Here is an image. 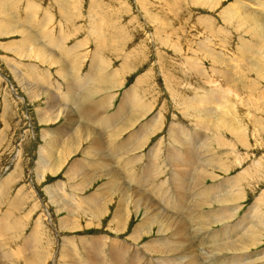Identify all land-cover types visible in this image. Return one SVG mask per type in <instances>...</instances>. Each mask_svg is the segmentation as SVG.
Masks as SVG:
<instances>
[{"label": "rangeland", "instance_id": "obj_1", "mask_svg": "<svg viewBox=\"0 0 264 264\" xmlns=\"http://www.w3.org/2000/svg\"><path fill=\"white\" fill-rule=\"evenodd\" d=\"M243 1L0 0V264H28L14 248L31 247L38 221L41 264H69L62 247L80 264H264V0ZM222 91L233 130L199 104Z\"/></svg>", "mask_w": 264, "mask_h": 264}, {"label": "bare ground", "instance_id": "obj_2", "mask_svg": "<svg viewBox=\"0 0 264 264\" xmlns=\"http://www.w3.org/2000/svg\"><path fill=\"white\" fill-rule=\"evenodd\" d=\"M245 1V0H244ZM243 1V2H244ZM247 1V0H246ZM261 0H258L257 2H258V4H259V2H260ZM242 2V3H243ZM256 2V1H255ZM261 4H259V6H260ZM263 5V4H262ZM262 5H261V7H262ZM247 6V5H246ZM245 6V7H246ZM237 7H239V6H237ZM230 8V7H229ZM236 8V7H235ZM243 8V7H242ZM240 9V8H239ZM260 10V9H259ZM232 12V11H231ZM242 12V11H241ZM227 13V12H226ZM230 20V19H229ZM256 25H257V23H256ZM154 40V39H153ZM248 50V49H247ZM246 51V50H245ZM244 51V53L246 54V56L248 55L247 53L248 52H245ZM219 55V54H218ZM217 55V56H218ZM243 55V54H242ZM250 55V54H249ZM245 56V55H244ZM102 58V57H101ZM212 58V57H211ZM224 58V57H223ZM242 58V57H241ZM225 59V58H224ZM243 61L245 60V59H242ZM211 61V60H210ZM216 60L214 59V61H213V63L215 64L216 62H215ZM224 61V60H223ZM236 61V60H235ZM251 61H254V59L253 60H251ZM248 62H250V60H248ZM247 63V62H246ZM252 63V62H251ZM255 63H257V62H254V64ZM100 64V63H99ZM225 64V63H224ZM223 64V65H224ZM232 64L230 63V66H231ZM249 65V64H248ZM253 65V64H252ZM101 66V65H100ZM233 66V65H232ZM254 66H256V65H254ZM106 67V66H105ZM257 67V66H256ZM194 68V67H193ZM227 68V67H226ZM229 68V67H228ZM227 68V69H228ZM258 68V67H257ZM66 70V69H65ZM218 70V69H217ZM233 70V69H232ZM216 71V70H215ZM225 71V70H224ZM227 71V70H226ZM231 71V70H230ZM232 72V71H231ZM230 72V73H231ZM45 73V72H44ZM222 73V72H221ZM224 73V72H223ZM230 73H228L227 75H230ZM226 74V73H225ZM232 74V73H231ZM221 75V74H220ZM231 76V75H230ZM230 76H229V78H230ZM115 79V78H114ZM118 79V78H117ZM107 80V79H106ZM96 81V80H95ZM76 82V81H75ZM104 82V81H103ZM101 83H102V80H101ZM100 84V83H99ZM104 85H105V83H104ZM214 85V84H213ZM212 85V86H213ZM225 87H227V86H225ZM224 86H223V88H221V89H224L225 88ZM211 88V87H210ZM229 88H230V86H229ZM94 89V88H93ZM100 89V88H99ZM102 89V88H101ZM236 89V88H235ZM120 90V89H119ZM226 90V89H225ZM225 90H223V91H225ZM229 90V89H228ZM228 90H226V93L228 92ZM231 90H232V88H231ZM230 90V91H231ZM221 91V90H220ZM222 91V94H221V96H219L217 93H213V92H208V93H205L203 96H202V98H200L199 97V104L202 106V105H205L206 107H207V103L205 104L204 102H206V101H209V100H211L212 101V103H213V105L212 106H215V108H216V110L214 111L217 115H216V117H215V113L210 109V110H208L207 109V113H205L203 110V112L205 113L204 114V118H206L207 120H209V122H213V121H217L216 123H217V126H218V129H219V131H221V130H223V129H229V128H231L232 130L233 129H236V128H234V125H233V122L230 120L231 119V116H230V114L232 113V112H228V113H226L227 115H225L224 113L225 112H222V110H223V107L224 106H222V105H224V102H226L224 99V97L222 98V95H224V93L225 92H223ZM229 91V92H230ZM228 92V93H229ZM95 93V91L93 90V91H91L90 92V95H93ZM221 93V92H220ZM219 93V94H220ZM225 93V94H226ZM232 93V92H231ZM234 94V93H233ZM64 96V95H63ZM94 96V95H93ZM135 96V95H134ZM228 97V96H227ZM137 98V97H136ZM114 99V98H113ZM134 100V99H133ZM136 100V99H135ZM54 101V100H53ZM103 101V100H102ZM113 101V100H112ZM110 102V101H109ZM141 102V101H140ZM135 103V102H134ZM139 104V103H138ZM215 104V105H214ZM125 105V104H124ZM226 106H228V101H227V103L225 104ZM109 106H111V105H109ZM109 106H108V108H109ZM146 106H150V105H146ZM225 106V107H226ZM48 107V106H47ZM197 107V106H196ZM105 108V107H104ZM138 108V107H137ZM144 108V107H143ZM198 108V107H197ZM202 108V107H201ZM204 108V107H203ZM214 108V107H213ZM79 109H80V106H79ZM92 109H94V108H92ZM142 109V108H141ZM145 109V108H144ZM147 109V108H146ZM121 110H123V109H121ZM120 110V111H121ZM227 110V109H226ZM99 111V110H98ZM136 111V110H135ZM139 112H140V110H138ZM143 111V110H142ZM97 112V111H96ZM102 112V111H101ZM119 112V111H118ZM193 112H198V109H197V111H193ZM201 112V111H200ZM202 112V113H203ZM100 113V112H99ZM123 113V112H122ZM103 114V113H102ZM118 114V113H117ZM214 114V115H213ZM234 114V113H233ZM115 115V114H114ZM123 115V114H122ZM136 115V114H135ZM203 115V114H202ZM232 115V114H231ZM90 116H91V114H90ZM97 116V115H96ZM214 116V117H213ZM51 117V116H50ZM110 118V117H109ZM197 118V117H196ZM198 119V118H197ZM205 119V120H206ZM98 120V119H97ZM110 121H111V119H110ZM155 121V120H154ZM199 121V120H198ZM203 121H204V119H203ZM87 122V121H86ZM202 122V120L200 121V123ZM203 123V122H202ZM85 124V123H84ZM152 125H154L153 126V128H151L152 129V131L153 130H156V129H154L155 128V126H156V121L154 122V123H151ZM204 124V123H203ZM210 123H208V126H210L209 125ZM88 125V124H87ZM91 125V124H90ZM158 125V124H157ZM205 125H207V123L205 122ZM201 126H202V124H201ZM119 127V126H118ZM237 127V126H236ZM133 128V127H132ZM146 128V127H145ZM121 129V128H120ZM129 129V128H128ZM176 129H178V128H176ZM206 129H208V128H206ZM238 129V128H237ZM77 130V129H76ZM127 130V129H126ZM145 131V130H144ZM144 131H142V132H144ZM181 131V130H180ZM206 131V130H205ZM211 131V130H210ZM155 132L156 131H154L153 132V134H155ZM206 132H208V131H206ZM212 132V131H211ZM107 133V132H106ZM123 133V132H122ZM178 133V132H177ZM115 134V133H114ZM145 134V133H144ZM143 134V135H144ZM212 134V133H211ZM214 134V133H213ZM218 134V133H217ZM237 134H239V136H242L240 133H237ZM107 135V134H106ZM120 135V134H119ZM147 135V134H146ZM150 135V134H149ZM174 135V134H173ZM222 135V134H221ZM103 136V135H102ZM172 136V135H171ZM185 136V135H184ZM219 136H220V134H219ZM112 137V136H111ZM174 137V136H173ZM187 137H189V136H187ZM192 138H194L193 136H191ZM205 137V136H204ZM106 138V137H105ZM143 139H144V136L142 137ZM206 138V137H205ZM220 138V137H219ZM84 139H85V137H84ZM100 139V138H99ZM109 139H110V137H109ZM120 139V138H119ZM175 139V138H174ZM211 139V138H210ZM114 140V139H113ZM113 140H111L112 142H113ZM145 140V139H144ZM188 140V139H187ZM197 140V139H196ZM95 141V140H94ZM103 141V140H102ZM106 141H107V139H106ZM146 141H147V139H146ZM179 141V140H178ZM190 141V140H189ZM193 141V140H192ZM204 141V140H203ZM62 142V141H61ZM99 143H101V141H98ZM117 142V141H116ZM140 143L141 142H143V141H139ZM210 142V141H209ZM208 142V143H209ZM65 143V142H64ZM92 143V142H91ZM107 143V142H106ZM144 143V142H143ZM146 143V142H145ZM161 143V142H160ZM178 143V142H177ZM189 143H192V142H189ZM201 143V142H200ZM203 143V142H202ZM102 144L103 143H101L100 145L102 146ZM180 144V143H179ZM195 144V143H194ZM109 145H110V143H109ZM112 145V144H111ZM115 145H116V143H115ZM141 145V144H140ZM189 145V144H188ZM116 146H118V145H116ZM136 146H138V145H136ZM169 146H171V145H169ZM198 146V145H197ZM72 147V146H71ZM74 147V146H73ZM113 147H115L114 145H113ZM113 147H110V148H113ZM174 148V147H173ZM177 148V147H176ZM124 149V148H123ZM139 149H141V148H139ZM155 149H157V148H155ZM178 150H179V148H177ZM176 149V150H177ZM206 149V148H205ZM129 150H131V149H129ZM158 150V152H159V149H157ZM170 150H172V149H170ZM181 150V149H180ZM190 150V149H189ZM116 150H114V152H115ZM118 151H119V149H118ZM169 151V150H168ZM184 151V150H183ZM191 151V150H190ZM192 151H194V149L192 150ZM52 152H53V150H52ZM56 152V151H55ZM54 152V153H55ZM121 152V151H120ZM128 152V151H127ZM179 152V151H178ZM49 153V152H48ZM51 153V152H50ZM70 153V152H69ZM68 153V154H69ZM113 153V152H112ZM184 153H186V152H184ZM183 153V154H184ZM208 153V152H207ZM214 153H216V152H214ZM123 154V153H122ZM157 154V153H156ZM179 154V153H178ZM182 154V153H181ZM180 154V155H181ZM182 154V155H183ZM187 154V153H186ZM191 154V153H190ZM194 154V153H193ZM197 154V153H196ZM209 154H210V152H209ZM220 154V153H219ZM47 155V154H46ZM170 155V154H169ZM172 156H174L173 154H171ZM175 155H176V153H175ZM181 155V156H182ZM207 155V154H206ZM215 155V154H214ZM217 155V157L219 156L218 154H216ZM216 155H215V157H216ZM52 156V154L50 155V157ZM116 156V155H115ZM119 156H121V155H119ZM151 156H153V155H151ZM165 156V155H164ZM172 156H171V158H172ZM186 156V155H185ZM189 156V155H188ZM208 156V155H207ZM206 156V159L208 158ZM211 156H212V154L210 155V157H209V159H207V160H205V164L206 165H210V164H212V160H210V158H211ZM222 156V155H221ZM43 157H45L44 155H43ZM53 157H54V155H53ZM124 157V156H123ZM155 157V156H154ZM160 157V156H159ZM183 157V156H182ZM191 157V156H190ZM194 157H196V156H194ZM49 158V157H48ZM47 158V159H48ZM105 158V157H104ZM117 158V157H116ZM125 158V157H124ZM179 158V157H178ZM177 158V159H178ZM200 158H201V156H200ZM220 158V157H219ZM218 158V159H219ZM174 159V158H173ZM189 159V158H188ZM192 159V158H191ZM50 160V159H49ZM60 160V159H59ZM121 160V159H120ZM135 160H136V158H135ZM198 160V159H197ZM45 161H46V157L44 158V159H41L40 158V161H39V163H38V166H37V168H40V167H42V168H44L47 164H48V160H47V162L45 163ZM90 161V160H89ZM174 161V160H173ZM191 161V160H190ZM93 162V161H92ZM117 162V161H116ZM139 162V161H138ZM177 162V160L174 162V163H176ZM180 162V161H179ZM194 162V161H193ZM197 162V161H196ZM217 162H219L218 160H217ZM224 162V161H223ZM119 163V162H118ZM128 163V162H127ZM167 163H169V162H167ZM173 163V164H174ZM199 163V162H198ZM56 164V163H55ZM63 164V163H62ZM61 164V165H62ZM132 164V163H131ZM130 164V165H131ZM139 163H137V165H138ZM164 164V163H163ZM178 163H176V165H177ZM191 164H193V163H191ZM215 164V163H214ZM219 164V163H218ZM57 165H58V163H57ZM64 165V164H63ZM123 165V164H122ZM125 166L127 165V164H124ZM129 165V164H128ZM133 165V164H132ZM131 165V166H132ZM166 165H169V164H166ZM179 165V164H178ZM183 165V164H182ZM185 165H186V163H185ZM75 166H77L78 168H79V166H81V165H79V164H75ZM153 166V165H152ZM175 166V165H174ZM48 167V166H47ZM55 167V166H54ZM57 167H59V166H57ZM72 168V170L71 171H76L78 168ZM97 167V166H96ZM145 167V166H144ZM156 167H157V165H156ZM167 167V166H166ZM169 167V166H168ZM189 167V166H188ZM195 167V166H194ZM218 167L220 168V166L218 165ZM225 167V166H224ZM255 167V166H254ZM63 168V167H62ZM83 168V167H82ZM85 168V167H84ZM89 168H91V167H89ZM124 168V167H123ZM154 168H155V166H154ZM176 168V167H175ZM183 168H184V165H183ZM192 168V167H191ZM202 168V167H201ZM205 168V167H204ZM213 168V167H212ZM61 169V168H60ZM88 169V168H87ZM93 169V168H92ZM114 169H115V167H114ZM121 169V168H120ZM139 169V168H138ZM137 169V170H138ZM161 169V168H160ZM46 170V169H45ZM57 170V169H56ZM123 170V169H122ZM126 170V169H125ZM125 170H123V171H125ZM130 170V169H129ZM150 170V169H149ZM148 170V171H149ZM157 170V169H156ZM193 170V169H192ZM192 170H190V171H192ZM196 170V169H195ZM206 170V169H205ZM222 170V169H221ZM77 171H79V170H77ZM88 171V170H87ZM92 171V170H91ZM111 171V170H110ZM109 171V172H110ZM143 171V170H142ZM153 171H154V169H153ZM152 171V172H153ZM189 171V172H190ZM212 171H214V169L212 170ZM217 171V170H216ZM224 171H226V170H224ZM84 172V171H83ZM90 172V171H89ZM88 172V175L90 174ZM112 172H113V170H112ZM111 172V173H112ZM116 172V171H115ZM127 172V171H126ZM125 172V173H126ZM130 172V171H129ZM147 172V171H146ZM185 172V171H184ZM183 172V173H184ZM188 172V171H187ZM186 172V173H187ZM200 172H201V170H200ZM203 172H205V171H203ZM208 172V171H207ZM114 173V172H113ZM112 173V174H113ZM120 173V172H119ZM141 173V172H140ZM148 173V172H147ZM151 173V172H150ZM157 173V172H156ZM176 173H177V171H176ZM175 173V174H176ZM196 173V172H195ZM206 173V172H205ZM213 173V172H212ZM212 173H208L209 174V176H210V174H212ZM107 174V173H106ZM118 174V173H117ZM116 173H115V176L117 175ZM149 174V173H148ZM152 174V173H151ZM179 174V173H178ZM197 174V173H196ZM207 174V173H206ZM215 174V173H214ZM76 175V174H75ZM87 175V174H86ZM90 175H92V174H90ZM108 175H110V174H107L106 176H108ZM183 175H185V174H183ZM188 175V174H187ZM43 176V175H42ZM70 176V175H69ZM78 176V175H77ZM84 176V175H83ZM118 176V175H117ZM116 176V177H117ZM126 176V175H125ZM141 176V175H140ZM159 176V175H158ZM173 176V175H172ZM200 176L202 177V175L200 174ZM205 176V175H204ZM203 176V177H204ZM82 177V176H81ZM97 177V176H96ZM143 178H142V182H145V179H144V177L145 176H142ZM174 177V176H173ZM178 177V176H177ZM180 177V176H179ZM194 177V176H193ZM264 177V176H263ZM71 178V177H70ZM70 178H68V179H70ZM76 178V177H75ZM75 178L73 179L72 178V180L74 181L75 180ZM105 178V177H104ZM115 178V177H114ZM156 178H157V175H156ZM196 178V177H195ZM204 178H206V176L204 177ZM214 178V177H213ZM212 178V179H213ZM216 178H218V177H216ZM77 180H78V178H76ZM85 179V178H84ZM128 179V178H127ZM147 179H149V178H147ZM155 179V178H154ZM171 179V178H170ZM184 179V178H183ZM197 180H200V179H198V178H196ZM203 179V178H202ZM101 180V179H100ZM113 180L114 179H112L110 182L112 183L113 182ZM153 180V179H152ZM181 180V179H180ZM193 180V179H192ZM233 180V179H232ZM235 180V179H234ZM84 181V180H83ZM115 181V180H114ZM118 181V180H117ZM133 181V180H132ZM134 181H135V179H134ZM150 181V180H149ZM148 181V182H149ZM172 181V180H171ZM170 181V182H171ZM177 181H179V180H177ZM194 181V180H193ZM201 181V180H200ZM204 181H205V179H204ZM203 181V182H204ZM212 181V180H211ZM239 181V180H238ZM68 182V181H67ZM75 182V181H74ZM168 182V181H167ZM190 182V181H189ZM213 182V181H212ZM70 183V182H69ZM68 183V184H69ZM152 183V182H151ZM166 183V182H165ZM182 183H184L183 181L181 182V184ZM200 183H202V182H200ZM199 183V184H200ZM226 183V182H225ZM230 183V182H229ZM254 183V182H253ZM73 184V183H72ZM162 184V183H161ZM160 184V185H161ZM179 184V183H178ZM194 184V183H193ZM235 184H237V183H235ZM75 185H77V184H75ZM106 186L107 185H109V182H108V184H105ZM144 185V184H143ZM158 185V184H157ZM169 185H171V184H169ZM196 185H197V183H196ZM202 185V184H201ZM230 185H231V183H230ZM114 186V185H113ZM120 186V185H119ZM125 186V185H124ZM123 186V187H124ZM127 186V185H126ZM136 186V185H135ZM149 186H150V184H149ZM154 186H156V185H154ZM165 186H168V185H165ZM179 186V185H178ZM177 186V187H178ZM186 186V188L188 187V185H185ZM202 186H204V185H202ZM221 186V185H220ZM224 186V185H223ZM153 187V186H152ZM169 187V186H168ZM180 187V186H179ZM198 187H200L199 185H198ZM198 187L197 186H195V188H197L198 189ZM206 187V186H205ZM225 187V186H224ZM236 187V186H235ZM111 188V187H110ZM109 188V189H110ZM135 188H138V187H135ZM134 188V189H135ZM154 188V187H153ZM182 188V187H181ZM184 188V187H183ZM193 188V187H192ZM204 188V187H203ZM100 189V188H99ZM117 189V188H116ZM121 189V188H120ZM128 189V188H127ZM131 189V188H130ZM209 189V188H208ZM208 189H207V191H208ZM78 190H80V189H78ZM121 190H123V188L121 189ZM129 190V189H128ZM133 190V189H132ZM151 190V189H150ZM171 190V189H170ZM184 190V189H183ZM182 190V191H183ZM189 190H191V188L190 189H188V191ZM200 190H202V189H200ZM206 190V189H205ZM215 190V189H214ZM221 190V189H220ZM227 190V189H226ZM76 191V190H75ZM134 192H136L135 190H133ZM140 191H142V190H140ZM164 191V190H163ZM166 191V190H165ZM173 191V190H172ZM180 191V190H179ZM181 191V193H183ZM211 191V190H210ZM223 191V190H222ZM228 191V190H227ZM81 192V191H80ZM159 192V191H158ZM224 192V191H223ZM222 192V193H223ZM117 193V192H116ZM140 193V192H139ZM156 193V192H155ZM190 193V192H189ZM188 193V194H189ZM123 194V193H122ZM124 194H126V193H124ZM123 194V195H124ZM141 194V193H140ZM143 194V193H142ZM147 194V193H146ZM180 194V193H179ZM191 194V193H190ZM203 194H206L205 192L203 193ZM239 194V193H238ZM238 194H230V195H225L226 197H224V200H223V198H222V202H232L233 200H234V195H238ZM53 195V194H52ZM110 195V194H109ZM127 195H129V194H127ZM135 195V194H134ZM162 195V194H161ZM183 195V194H182ZM212 195V194H211ZM210 195V196H211ZM132 196V194L130 195V197ZM137 196V195H136ZM200 196V195H199ZM208 197H209V195H207ZM216 196H218V195H216ZM221 196V195H220ZM219 196V197H220ZM239 196H240V194H239ZM94 197V196H93ZM128 197V196H127ZM129 197V198H130ZM139 197H140V195H139ZM166 197V196H165ZM186 197V196H185ZM184 197V198H185ZM214 197V196H213ZM121 198V197H120ZM135 198V197H134ZM176 198V197H175ZM187 198V197H186ZM195 198H196V196H195ZM198 198V197H197ZM196 198V199H197ZM206 198V197H205ZM210 198V197H209ZM218 198V197H217ZM238 198V197H237ZM60 199V198H59ZM138 199V198H137ZM143 199H144V197H143ZM174 199V198H173ZM199 199H201L200 197H199ZM202 199H203V197H202ZM212 199V198H211ZM214 199H215V197H214ZM262 199V198H261ZM52 200V199H51ZM55 200H56V198H55ZM89 200L90 201H94V200H92L91 198H89ZM121 200H123V199H121ZM151 200V199H150ZM158 200V199H157ZM167 200V199H166ZM178 200V199H177ZM216 200V199H215ZM214 200V201H215ZM220 200H221V198H220ZM54 201V200H53ZM57 201V200H56ZM65 201V200H64ZM84 201V200H83ZM101 201V200H100ZM106 200H104L103 202H105ZM138 201V200H137ZM140 201V200H139ZM145 201H147V200H145ZM149 201V200H148ZM181 201V200H180ZM179 201V202H180ZM195 201V200H194ZM193 201V202H194ZM206 201V200H205ZM212 201V200H211ZM240 201V200H239ZM77 202H78V200H77ZM102 202V201H101ZM107 202H108V200H107ZM107 202H105V203H107ZM128 202V201H127ZM142 202V201H141ZM144 202V201H143ZM151 202V201H150ZM153 202V201H152ZM190 202V201H189ZM202 202H204V201H202ZM216 203H218V201H215ZM237 202V201H236ZM119 203V202H118ZM122 203V202H121ZM134 203V202H133ZM212 203V202H211ZM259 203V202H258ZM56 204V203H55ZM68 204V203H67ZM125 204V203H124ZM169 204V203H168ZM210 203L209 202H204L203 204H200L199 206H201V207H203V206H205V205H208V206H211V205H209ZM219 204V203H218ZM221 204V203H220ZM57 205H58V203H57ZM60 205V204H59ZM120 205V204H119ZM155 205V204H154ZM182 205V204H181ZM186 205H187V203H186ZM186 205H184V206H186ZM195 205H197V204H195ZM194 204H193V206H195ZM229 205V204H228ZM260 205H262V204H260ZM65 206V205H64ZM71 206V205H70ZM87 206V205H86ZM106 206H107V204H106ZM123 206V205H122ZM180 206V205H179ZM183 206V207H184ZM67 207V206H66ZM105 207V206H104ZM176 207V206H175ZM182 207V206H181ZM187 207H188V205H187ZM224 207V206H223ZM259 207V206H258ZM72 208V207H71ZM75 208V207H74ZM90 209H91V207H89ZM93 208H96L95 206H93ZM102 208V207H101ZM124 208V207H123ZM196 208V207H195ZM195 208H194V210H195ZM199 207H197L196 209H198ZM225 208V207H224ZM228 208V207H227ZM239 208V207H238ZM67 209H68V207H67ZM88 209V208H87ZM161 209V208H160ZM177 209V208H176ZM180 209H182V208H180ZM187 209V208H186ZM201 209V208H200ZM230 209H232V208H230ZM64 210H65V208H64ZM92 210V209H91ZM90 210V211H91ZM136 210H137V208H136ZM237 210V209H236ZM257 210V209H256ZM62 211H63V209H62ZM70 211H71V209H70ZM197 211V210H196ZM201 211V210H200ZM238 211V210H237ZM236 211V212H237ZM61 212V211H60ZM83 212V211H82ZM93 212V211H92ZM97 212H99L98 211V209H97ZM117 212V214H116V216L114 217V222H116L118 225L119 224H121L120 222H122L123 221V219H122V217H118L117 215H119V216H121L122 214L120 213V212H122V211H120V209L118 210V211H116ZM148 212V211H147ZM167 212V211H166ZM179 212H180V210H179ZM199 212V211H198ZM225 212V211H224ZM227 212V211H226ZM253 212V211H252ZM255 212V211H254ZM260 212V211H259ZM258 212V213H259ZM74 213V212H73ZM84 213V212H83ZM154 213V212H153ZM168 213V212H167ZM228 213V212H227ZM256 213V212H255ZM70 214H71V212H70ZM70 214L68 213V215H67V217H66V219H64V223L65 224H68L67 223V220H69L70 218H69V216H70ZM93 214V213H92ZM146 214H148V213H146ZM161 214V213H160ZM190 214H192V213H190ZM228 214H230V217H232V216H234L232 213H228ZM231 214H232V216H231ZM235 214V213H234ZM263 214V213H262ZM115 215V214H114ZM154 215V214H153ZM257 215V214H256ZM73 216H74V214H73ZM104 216V215H103ZM168 216H170V215H168ZM195 216V215H194ZM198 216V215H197ZM259 216H260V214H259ZM47 217L48 218H52L51 217V215H49V212L47 213ZM165 217H166V215H165ZM174 217V216H173ZM199 217H200V215H199ZM204 217H206V215L204 216ZM208 217H209V215H208ZM207 217V218H208ZM225 217V216H224ZM229 217V216H228ZM261 217V216H260ZM263 217V216H262ZM101 218V217H100ZM178 218V217H177ZM201 218H202V216H201ZM214 218V217H213ZM216 218H217V216H216ZM226 218V217H225ZM259 217H257V219H258ZM167 219V218H166ZM170 219V218H169ZM169 219H167L168 221H169ZM175 220H176V218H174ZM179 219V218H178ZM180 219H183V218H180ZM228 219V218H227ZM52 220V219H51ZM173 220V219H172ZM171 220V221H172ZM207 220V219H206ZM211 220V219H210ZM245 220V219H244ZM259 220V219H258ZM44 221V220H43ZM71 221V220H70ZM170 221V222H171ZM177 221V220H176ZM188 221V220H187ZM194 221V220H193ZM199 221V220H198ZM201 221V220H200ZM230 221V220H229ZM113 222V223H114ZM173 223H174V220L172 221ZM191 222V221H190ZM190 222H188L189 224H190ZM196 222V221H195ZM202 222H204V221H202ZM202 222H200V223H202ZM245 222V221H244ZM147 223V222H146ZM167 223V222H166ZM166 223H164V224H166ZM180 223V222H179ZM182 223H183V220H182ZM185 223V222H184ZM187 223V224H188ZM212 223V222H211ZM250 223V222H249ZM258 223V222H257ZM260 223V222H259ZM19 223H17V225H18ZM38 224V225H37ZM37 228L39 227V221L37 222ZM122 224H123V222H122ZM121 224V225H122ZM153 224V223H152ZM164 224H162V226H164ZM186 224V223H185ZM188 224V225H189ZM196 224H198V223H196ZM215 224V223H214ZM35 225V226H36ZM51 225H52V223H51ZM61 225H63V224H61ZM121 225L119 226V227H121ZM174 225V224H173ZM177 225V224H176ZM202 225V224H201ZM242 225V224H241ZM153 226H154V224H153ZM191 226V225H190ZM4 227V226H3ZM3 227H0V233H3V231H4V229H3ZM118 227V226H117ZM141 227H143V225H139L136 229H134V234L136 235V237H138V236H140V233H138V231L140 232V229L142 230L143 228H141ZM167 227V226H166ZM175 227V226H174ZM180 227V226H179ZM188 227V226H187ZM193 227V226H192ZM191 227V228H192ZM198 227V226H197ZM196 227V228H197ZM242 227H244V225L242 226ZM37 228L35 229V232H34V235L33 236H31V239H30V242H28V244H32L31 245V247H27L26 245V247H20V248H14V252L15 251H20L21 249H23L24 251H26L25 252V254H23L24 256V262L25 263H28V264H41L44 260H45V257L48 255L49 256V253L48 252H46V253H48L47 255H45L44 254V252L42 253L41 252V249H42V247H45V246H42L43 244H41V243H39V242H37V239L36 238H38V231H37ZM113 228V227H112ZM122 228V227H121ZM121 228L119 229V231L121 230ZM145 228V227H144ZM149 228V226L146 228V229H148ZM168 228V227H167ZM171 228H173V227H171L170 226V229L169 230H171ZM194 228V227H193ZM192 228V229H193ZM195 228V229H196ZM246 228H248V227H246ZM263 228V227H262ZM123 229V228H122ZM151 229V228H150ZM188 229H190V228H188ZM199 229V228H198ZM40 230V229H39ZM44 230V229H43ZM167 230V229H166ZM175 231H176V229H174ZM202 230V229H201ZM205 230V229H204ZM116 231H117V229H116ZM125 231V230H124ZM149 231V230H148ZM148 231H147V234H148ZM195 231H197V230H195ZM194 231V233H196ZM208 231V230H207ZM243 231H245V230H243ZM247 231V230H246ZM143 232V231H142ZM180 232V231H179ZM250 232V231H249ZM117 233V232H116ZM163 233H165V232H163ZM167 233V232H166ZM240 233V232H239ZM143 234V233H142ZM246 234H248V231H247V233H245V235ZM250 234V237H252L251 235L253 234V233H249ZM259 234V233H258ZM1 235V234H0ZM174 235H175V233H174ZM198 235V234H197ZM199 235H202V234H199ZM238 235H240L241 236V234H238ZM260 235V234H259ZM263 235V234H262ZM134 236V235H133ZM189 236V235H188ZM261 236V235H260ZM2 237H4V235L2 236ZM245 237H247V236H245ZM257 237V236H256ZM204 238V237H203ZM207 238V237H206ZM214 238H215V236H214ZM216 238H218V237H216ZM232 238V237H231ZM240 238V237H239ZM249 238V237H248ZM40 239V238H39ZM108 239V238H107ZM130 239H135V237H132V238H130ZM253 239V238H252ZM204 240V239H203ZM251 240V239H250ZM27 241H28V239H27ZM137 241V240H136ZM171 241V240H170ZM243 241H244V239H243ZM242 241V242H243ZM41 242H43V241H41ZM110 242V241H109ZM205 242V241H204ZM246 242V241H245ZM14 243V242H13ZM173 243V242H172ZM191 243V242H190ZM212 243H213V241H212ZM215 243V242H214ZM257 243H258V241H257ZM192 244V243H191ZM21 245V244H20ZM46 245V244H45ZM70 245V244H69ZM100 245V244H99ZM128 245V244H127ZM234 245V244H233ZM24 246V245H23ZM82 246V245H81ZM116 246V245H115ZM122 246V245H121ZM238 246V247H237ZM237 246H234V247H236L235 248V250H238V251H240V250H243V249H246L245 247V244H240V246L239 245H237ZM5 247V246H4ZM34 247H35V249H34ZM95 247V246H94ZM123 247V246H122ZM148 247H150V245L148 246ZM47 248V247H46ZM45 248V249H46ZM117 248V247H116ZM116 248H114V249H116ZM120 248V247H119ZM127 248V247H126ZM155 248V247H154ZM215 248V247H214ZM231 248V247H230ZM16 249V250H15ZM44 249V248H43ZM44 249V250H45ZM49 249V248H48ZM48 249H46L47 251H48ZM52 249V248H51ZM68 249H69V247H68ZM87 247L86 248H83L82 249V254H83V256H85V255H87L88 253H87ZM93 249V248H92ZM96 249V248H95ZM149 249V248H148ZM151 249H152V247H151ZM150 249V250H151ZM158 249H159V247H158ZM189 249V248H188ZM226 249V248H225ZM100 250V249H99ZM113 250V249H112ZM119 250V249H118ZM147 250V249H146ZM162 250V249H161ZM166 250H167V247H166ZM218 250H221V249H218ZM34 251V252H33ZM60 251V250H59ZM95 251H97V250H95ZM117 251V250H116ZM154 251H155V249H154ZM153 251V252H154ZM157 251V250H156ZM160 251V250H159ZM163 251V250H162ZM172 251H174V250H172ZM180 251V250H179ZM186 251V250H185ZM197 251V250H196ZM222 251V250H221ZM231 251V250H230ZM22 252V251H21ZM20 252V253H21ZM66 252H68V254L69 255H71V261L69 262V264H80L78 261H76L75 259H72V254H73V252H72V250L71 251H65V249H64V247H62V256H64L63 255V253H65V255H66V257H67V255L68 254H66ZM114 252V251H113ZM134 252H135V250H134ZM161 252V251H160ZM168 251H165V253H167ZM175 252H176V249H175ZM227 252V251H226ZM15 253H17V252H15ZM93 253H94V250H93ZM99 253V252H98ZM115 253V252H114ZM117 253H118V251H117ZM146 253V252H145ZM159 253V252H158ZM180 253V252H179ZM182 253V252H181ZM213 253V252H212ZM217 253V252H216ZM7 254V253H6ZM97 254V253H96ZM106 254V253H105ZM151 254V253H150ZM156 254H157V252H156ZM161 254V253H160ZM159 254V255H160ZM170 254V253H169ZM172 254V253H171ZM245 254V253H244ZM17 255V254H16ZM51 255V254H50ZM95 255V254H94ZM225 255V254H224ZM111 256V255H110ZM133 256V255H132ZM137 256V255H136ZM135 256V257H136ZM163 256H165L164 255V253H163ZM177 256V255H176ZM237 256V255H236ZM14 257V256H13ZM18 257V256H17ZM65 257V256H64ZM82 256H80V258H81ZM88 257V256H87ZM135 257H133L134 259H135ZM174 257V256H173ZM177 257H179V256H177ZM177 257H175V258H177ZM218 257H219V255H218ZM231 257V256H230ZM49 258H51L50 256H49ZM78 258H79V256H78ZM94 258V257H93ZM95 258H97V257H95ZM99 258V257H98ZM132 258V257H131ZM130 258V259H131ZM132 258V259H133ZM162 258V257H161ZM193 258V257H192ZM191 258V259H192ZM224 258V257H223ZM262 258V257H261ZM261 258H259L260 260H261ZM66 259V258H65ZM88 259L89 258H87V261H88ZM110 259V258H109ZM141 259V258H140ZM177 259H179V258H177ZM177 259H176V261H177ZM190 259V260H191ZM194 259V258H193ZM214 259V258H213ZM232 259V258H231ZM230 259V260H231ZM13 260V259H12ZM95 260H97V259H95ZM142 260H144V256H143V259ZM196 260V259H195ZM243 260V259H242ZM244 260H246V259H244ZM250 260V259H249ZM46 261V260H45ZM85 261V260H84ZM102 261H105V260H102ZM126 261V260H125ZM132 261V260H131ZM133 261H135V260H133ZM159 261H160V259H159ZM200 261V260H199ZM237 261V263H238V260H236ZM256 261V260H255ZM16 262V261H15ZM19 262V261H18ZM127 262V261H126ZM145 262V261H144ZM186 262V261H185ZM211 262V261H210ZM216 262V261H215ZM224 262V261H223ZM230 262V261H229ZM240 262H241V260H240ZM246 262H247V260H246ZM249 262V261H248ZM253 262V261H252ZM4 263V262H3ZM91 263H92V261H91ZM91 263H89V264H91ZM94 263V262H93ZM98 263V262H97ZM104 262H102V264H103ZM112 263H115V264H122L123 263V257L122 256H120V255H117V254H114V256L109 260V262H108V264H112ZM131 263H133V262H131ZM171 263H173V262H171ZM191 263V262H190ZM245 263V262H244ZM106 264V263H105ZM125 264V263H124ZM158 264V263H157ZM178 264V263H177ZM180 264V263H179ZM183 264V263H182ZM195 264V263H194ZM211 264V263H210ZM223 264V263H222ZM248 264V263H247Z\"/></svg>", "mask_w": 264, "mask_h": 264}]
</instances>
